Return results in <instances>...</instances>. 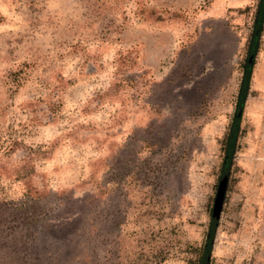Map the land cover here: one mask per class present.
<instances>
[{"label":"rangeland","instance_id":"374dc122","mask_svg":"<svg viewBox=\"0 0 264 264\" xmlns=\"http://www.w3.org/2000/svg\"><path fill=\"white\" fill-rule=\"evenodd\" d=\"M258 1L0 0V264H264Z\"/></svg>","mask_w":264,"mask_h":264},{"label":"trees","instance_id":"16d2710c","mask_svg":"<svg viewBox=\"0 0 264 264\" xmlns=\"http://www.w3.org/2000/svg\"><path fill=\"white\" fill-rule=\"evenodd\" d=\"M263 12H264V0H259L253 17L251 32L246 42L247 56L245 57V60L242 65V73H241V78L239 81L236 100H235L236 112L233 115L232 121L228 126L226 132L224 133V136L221 141V147L223 152H222V159L220 165L222 167H227L231 163L232 151H233L234 141L236 138V132L238 127L239 111L241 110L248 88L250 68L252 65L253 55L257 48V41L261 29ZM207 256H208V245L207 244L201 245L197 250V256L195 258L194 264H207L208 263Z\"/></svg>","mask_w":264,"mask_h":264},{"label":"water","instance_id":"95a60500","mask_svg":"<svg viewBox=\"0 0 264 264\" xmlns=\"http://www.w3.org/2000/svg\"><path fill=\"white\" fill-rule=\"evenodd\" d=\"M225 177H223L219 184H218V189L222 188L223 185H224V182H225ZM220 196H216V198L214 199V203H213V207H212V211H211V225H210V230H213L214 228V223H215V219L217 217V214H218V211H219V208H220Z\"/></svg>","mask_w":264,"mask_h":264}]
</instances>
